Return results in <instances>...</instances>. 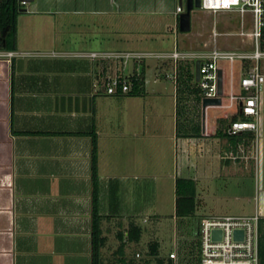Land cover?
<instances>
[{"label": "crops", "instance_id": "obj_1", "mask_svg": "<svg viewBox=\"0 0 264 264\" xmlns=\"http://www.w3.org/2000/svg\"><path fill=\"white\" fill-rule=\"evenodd\" d=\"M36 1H20L21 16L39 17V21L47 18L51 25L46 26L52 32L35 22L33 28H27L29 33L18 30L15 49H0V264H94L93 135L98 155L97 212L104 238L97 264H188L187 251L177 244L168 254L161 252L156 195L164 181L172 178V216L179 220L176 179L190 178L196 183L198 175L220 171L218 141L222 136L216 133L220 128L225 131L228 124L208 109L221 107L207 106L204 112L203 97L198 101L188 90L178 91L177 83L167 76L172 71L168 59L124 61L92 57L91 53L237 48L219 46L217 37L222 33L217 29L212 30L211 47L184 49L176 44L163 51L129 48L134 37L129 33L135 32L131 25L138 19L147 22L149 16L151 27L157 30L167 22L170 31H180L175 14L180 0L170 9L160 8L163 0ZM61 14L99 15L100 20L92 24L115 32L101 38L110 49L98 48L99 34L67 36L57 31L56 15ZM168 16L173 17L172 26ZM249 24L246 18V28ZM237 26L235 32L227 34L236 35L241 20ZM214 30L221 33L216 41ZM10 51L13 56L4 55ZM148 58L155 60L148 62ZM195 63L188 68L197 83ZM222 65L226 93L231 67L227 62ZM243 65L235 62L232 66L236 87ZM127 66L129 73H125ZM140 71H144L141 94L105 92L107 76ZM230 110L229 122L237 114ZM165 132L172 145H164ZM170 146L176 147L177 153L180 149V175L163 173L165 150ZM247 166L244 174H227L253 176L254 168ZM147 183L153 184L150 194ZM153 242L156 254L149 253ZM173 252L175 258L170 257ZM199 256L201 260L200 248Z\"/></svg>", "mask_w": 264, "mask_h": 264}, {"label": "rangeland", "instance_id": "obj_2", "mask_svg": "<svg viewBox=\"0 0 264 264\" xmlns=\"http://www.w3.org/2000/svg\"><path fill=\"white\" fill-rule=\"evenodd\" d=\"M20 1V0H19ZM36 2H39L37 0ZM179 4V0H163L162 6L160 8L170 9ZM186 0H183V6L185 7ZM28 7V5H27ZM22 12L19 13V23L17 22V32H28L27 28H33L35 22L39 25H51L47 18H43L39 21V17H23ZM55 18V15H51ZM99 15H74V14H61L56 15L57 22L55 23V29L57 31L67 34L81 32L87 37V32L99 34L100 42L98 44L99 49H110L111 46H106L101 38L107 34H115L112 30H99V28L92 24V21L98 22L100 20ZM28 18V19H26ZM168 23L170 26L173 25V17L168 16ZM150 17L147 16V22L145 19H138L131 26L134 27L135 32H130L134 37H131V50H149V51H163L172 50L176 44L180 48L184 49H199L203 47H211L213 44L212 30L217 29L222 34L217 37L218 45L221 47H232V48H245L248 50L254 49V44L247 38L241 36H236L232 34H227V32H235L240 24V15L232 12H219L213 13L210 11L203 10L201 8H194L191 16V30L188 32L182 31H170V27H167V22L161 30H157L151 27L149 23ZM118 21V20H116ZM79 22H83L80 25ZM34 23V24H33ZM121 25V24H120ZM48 27V26H46ZM249 27V25H247ZM19 28V29H18ZM133 29V28H132ZM48 30L52 32L50 26ZM54 30V28H53ZM29 33V32H28ZM74 37V35H71ZM69 41V40H68ZM73 41V40H71ZM155 60L153 58H148V62ZM264 67V61H261ZM129 65V64H128ZM142 67V64H139ZM131 68V67H130ZM143 68V67H142ZM131 69L127 66L125 73H129ZM148 78H151V73L147 71ZM170 86L173 83L169 80ZM172 89V88H171ZM171 90L170 92H172ZM228 88L225 87V92ZM227 98V95L224 96ZM167 100V99H165ZM166 104V103H165ZM165 106V105H164ZM209 113L213 116H218L222 120H225L227 124L231 118L232 111L230 109L224 108H210ZM165 114L167 110H164ZM261 130H260V161L258 166V171L253 176H238V175H228L227 172H220L214 170L208 174L198 175V181L196 182V201L197 208L195 214L190 216L179 217L180 219H174L172 214L175 211L173 204V186L172 178L164 181L162 189L157 193V209L161 213V218L156 222V227H158L157 235L159 240L162 242L161 252L163 254H168L174 245L177 244L179 249L182 251H187V261L188 264H200L199 248H200V237L196 234V229L202 218L205 215H248L254 214L258 209L260 213L264 215V90L262 93V111H261ZM164 145H172L173 140L170 138L168 132L163 135ZM220 148V160L227 161H246L239 158L225 157L226 154H231L233 150V143L229 144L227 138L221 137L218 141ZM245 148H247L245 146ZM168 149V148H167ZM248 151V150H247ZM165 164L162 167L163 173H177L180 175V149L176 147H171L170 150H165ZM240 154L241 151L239 152ZM178 154V157L177 155ZM234 156L236 153L233 154ZM248 155V153H246ZM251 164V169L256 170V163L254 159L247 158ZM178 160V164H177ZM178 167V168H177ZM252 171V170H251ZM222 175V176H221ZM148 194L151 193L153 189V184L147 183ZM152 198V196L150 195ZM257 197V199H256ZM150 198V199H151ZM201 201H200V199ZM149 199V198H148ZM153 200V198H152ZM153 202V201H152Z\"/></svg>", "mask_w": 264, "mask_h": 264}, {"label": "built area", "instance_id": "obj_3", "mask_svg": "<svg viewBox=\"0 0 264 264\" xmlns=\"http://www.w3.org/2000/svg\"><path fill=\"white\" fill-rule=\"evenodd\" d=\"M201 9L213 13L232 12L241 17V29L235 34L249 38L254 44L253 50L223 49L216 46L200 50H180L178 48L169 52H92V57L116 58L127 61L142 60L147 57L168 59L172 63V71L167 76L175 83L178 82L181 70L188 64L200 60V78L197 86L203 98H221L218 105L224 109H234V112L246 118L231 120L226 128L227 137L231 140L239 139V144L232 146L231 154L225 157L252 158L256 163L255 174L260 161L259 137L261 130L262 93L264 90V0H201ZM183 5L176 8V16L184 11ZM246 18L250 20L246 28ZM179 22L176 24L178 28ZM221 34L214 30V41ZM13 52L4 55L13 56ZM230 65V80L228 92L218 93L219 70L224 71L222 65ZM235 62L244 63L237 87L234 82L232 66ZM107 94L127 93L131 87V79L124 74L107 76L104 81ZM227 95V98L224 96ZM245 143L248 144L245 148ZM248 150V151H247ZM241 151L242 154L239 152ZM236 153L234 156L233 154ZM248 153V155H246ZM262 213L255 211L248 215H207L202 218L198 235L200 237V264H260L259 241L260 219ZM220 230V236L214 237L213 231ZM242 230V237L236 238L235 231ZM170 257L175 258L173 252Z\"/></svg>", "mask_w": 264, "mask_h": 264}, {"label": "trees", "instance_id": "obj_4", "mask_svg": "<svg viewBox=\"0 0 264 264\" xmlns=\"http://www.w3.org/2000/svg\"><path fill=\"white\" fill-rule=\"evenodd\" d=\"M22 3L19 0H0V49H15L17 47V22L18 15L22 12ZM264 47V39L262 42ZM186 70H181L180 76L177 82L178 91L183 92L188 90L189 93L195 94L198 101L203 97L200 94L199 89L196 87V82H194V72L188 66ZM131 79L132 87L127 93L123 94H141L143 92V82H144V71L135 72L134 74L127 75ZM122 94V93H116ZM181 94V93H180ZM238 118H246L244 115L237 113L232 117V120ZM196 135H199L196 134ZM218 136L227 137L226 130L218 129L216 133ZM229 144L233 143L234 146L239 144V139H233L229 137ZM248 144L245 143L247 147ZM97 140L96 136L93 135V150H92V170H93V254H94V264H97L100 253V247L104 243V238L101 236L100 223L101 216L98 214V194H97ZM197 206L196 201V183L193 179L178 177L176 179V215L179 217L190 216L195 214ZM150 254H156L155 243L150 244ZM155 248V249H154ZM259 256L260 264H264V216L260 219V241H259ZM98 259V260H97Z\"/></svg>", "mask_w": 264, "mask_h": 264}, {"label": "water", "instance_id": "obj_5", "mask_svg": "<svg viewBox=\"0 0 264 264\" xmlns=\"http://www.w3.org/2000/svg\"><path fill=\"white\" fill-rule=\"evenodd\" d=\"M21 2L25 3L28 0H20ZM180 4L183 5V0H180ZM201 6V0H186L185 10L180 13L179 15V30L182 32H188L191 30V14L194 8H200ZM195 74H196V80L198 81L200 78V60H197L195 63ZM218 93L221 95L223 93V79H222V70H219V82H218ZM221 98H204L203 99V111L205 112V109L207 106L211 105H220ZM220 172H230V173H240L244 174L245 172H248L249 167L247 165H250L249 161H227V160H220ZM221 231L220 230H214L213 236L218 237L220 236ZM243 231L242 230H236L235 231V237L240 238L242 237Z\"/></svg>", "mask_w": 264, "mask_h": 264}]
</instances>
